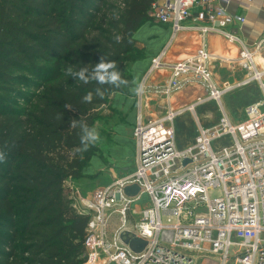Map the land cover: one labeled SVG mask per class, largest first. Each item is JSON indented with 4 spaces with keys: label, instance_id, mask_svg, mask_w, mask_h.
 <instances>
[{
    "label": "built area",
    "instance_id": "built-area-1",
    "mask_svg": "<svg viewBox=\"0 0 264 264\" xmlns=\"http://www.w3.org/2000/svg\"><path fill=\"white\" fill-rule=\"evenodd\" d=\"M224 4L156 0L150 6V22L168 28L171 38L152 59L148 74L166 68V48L177 35L193 33L201 41L215 34L241 44L237 59L226 63L240 67L245 78L223 89L215 86L207 66L219 60L201 45L195 56L174 64L170 78L154 89L164 102L160 117L144 113L139 100L133 169L89 192L69 185L72 209L88 217L84 264H195L193 255H215L221 264H264V39L244 46L232 28H240L245 19L228 13ZM188 77L193 78L184 82ZM195 82L205 87L206 97L179 110L170 108L171 96ZM251 84L260 98L232 123L222 98ZM210 102L219 118L203 126L196 108ZM183 114L194 118L197 132L190 146L178 149L174 122ZM225 138L231 142L213 148ZM129 187L138 192L127 195ZM126 238L145 245L135 252Z\"/></svg>",
    "mask_w": 264,
    "mask_h": 264
},
{
    "label": "trees",
    "instance_id": "trees-1",
    "mask_svg": "<svg viewBox=\"0 0 264 264\" xmlns=\"http://www.w3.org/2000/svg\"><path fill=\"white\" fill-rule=\"evenodd\" d=\"M155 1L0 0V264H84L88 217L72 209L69 185L112 142L113 97L134 96L131 68L145 58L134 35L151 23ZM103 55L127 85L67 74L91 70ZM82 117L100 139L78 152L80 127L69 123Z\"/></svg>",
    "mask_w": 264,
    "mask_h": 264
},
{
    "label": "crops",
    "instance_id": "crops-1",
    "mask_svg": "<svg viewBox=\"0 0 264 264\" xmlns=\"http://www.w3.org/2000/svg\"><path fill=\"white\" fill-rule=\"evenodd\" d=\"M224 5L228 13L243 17L245 19L244 25L240 26V28H232L235 29V35L239 38L240 42L244 46L252 47L255 43L264 39V0H249L248 3L244 2L243 0H225ZM148 24L149 22L143 25L139 29V31H137L134 37L137 42V46H139L141 50L143 49L145 58L142 61L133 64L131 68L132 83L134 88L138 84L142 83L144 85V91L140 95H136L134 93L133 97H124L122 95H115L113 97L115 107L118 106L119 108H121V110L124 111H137L135 115V121L139 110V100L141 103L142 111L144 113L152 114L153 117H160L163 114L164 102L161 99H157L154 89L164 85V83L170 78L172 73L171 67L174 64L183 62L195 56L201 45L204 46L208 54H211V56H215V58L219 60L218 62H215L214 64L212 62L207 66L210 72L211 80L215 86L220 88V86L214 83L215 80L214 78H212L213 75L211 70L213 66H218L220 69L225 68L227 71H230L231 69L235 71L236 69V72H243V74H245V72L241 70V68L237 65L230 66L226 63L228 61H234L237 59L238 52L241 49V44L229 43L222 37L220 38V36H210L211 41H207L206 37L205 40L201 41L200 37L193 33H181L177 35L172 44H170L166 48L164 57L166 68H162L156 73L148 74V66H150L149 63H151L152 59L155 58L164 49V45L167 43V40L169 38V32L160 28L150 29L149 27L152 28V25L150 24L149 26ZM140 31H143V36L145 39L143 37L141 38L138 35ZM161 37L163 38L161 39ZM255 62L257 64H260V58L256 57ZM167 66H169V68ZM192 78L193 77L183 78V80L184 82H186L187 80H190ZM244 78L242 79V81L244 80ZM196 82L194 85H186L183 89L172 95L168 102L170 108H172L173 110H179L196 102L197 99L206 97V91L203 90L201 84H196ZM236 82L237 81H235L234 85L238 84ZM250 86L252 85H249L247 87L250 88ZM225 87L226 86H224V88ZM251 89L258 97L256 99H250L249 102H246V96L241 97V103H245V105H243V108L250 103L258 101L260 98V94L256 86H253ZM150 99L154 100L150 101ZM187 115L188 114H183L179 116L176 119L177 121L175 120L176 122L174 123L180 124L181 122H185L186 124V122L189 120L186 118ZM212 123L214 122L209 121L207 125H210ZM196 132L197 130L185 131V133L182 135H180L179 133H175V139L177 137V143H179L176 144L177 148L184 149L190 146L194 137L196 136Z\"/></svg>",
    "mask_w": 264,
    "mask_h": 264
},
{
    "label": "rangeland",
    "instance_id": "rangeland-1",
    "mask_svg": "<svg viewBox=\"0 0 264 264\" xmlns=\"http://www.w3.org/2000/svg\"><path fill=\"white\" fill-rule=\"evenodd\" d=\"M150 24L152 25V28L149 27ZM148 25L150 29L160 28L169 32V38L167 40V43L169 42L171 38V32L168 28L158 24H154L152 22ZM138 35L141 38H144L143 31H140ZM210 36L218 37V35L215 34H208L207 41H211ZM162 38L163 37H161V39ZM167 43L164 45V47H166ZM138 49H140L139 46ZM142 52L144 53L143 49ZM231 70L227 71L225 68L220 69L218 66H213L211 70L213 75L212 78H214L215 80L214 83L220 86L221 89L224 88V86L234 85L235 81H237L236 83H239L244 78L245 74H243V72H236V69L235 71ZM251 85L252 86H250V88L244 87L237 89L226 94L225 97L222 98V104L224 106L225 112L232 123L234 121L240 120V118L243 117L242 109L245 103H241L240 98L246 96V102H249L250 99H256L258 97L256 96V94H254V91L251 89L255 85ZM203 90L206 91L205 87L203 88ZM110 106L112 107H110V109L117 113L116 116L119 119L117 121L112 122V124H117L114 128V134L111 137L112 142L103 143L101 154L99 156H96L89 163L88 167L83 173V178L75 182L74 184H71L74 189L76 188L78 190L80 189L83 192H89L92 189H95L96 187H101L109 184L114 177H119L123 173L129 172L133 169L135 159V147L132 139V133L134 128L135 115L137 111L121 110V108H119L118 106L115 107V102L113 100L111 101ZM196 115L198 116V120L203 126H207V123H209V121L214 122L219 118L218 108L215 106V104L211 102L203 104L199 108L197 107ZM186 118L189 119L186 124L185 122H181L180 124L174 123V129L176 134L179 133L180 135H182L185 133V131L197 130V124L194 118L190 114H188ZM230 142L231 140L229 138H225L223 140L213 143V148L223 147L229 144ZM176 144H179L177 143V137ZM146 200L147 198L143 197V201ZM193 257L196 260L195 264H221V261L215 255H193ZM229 264H233V262L231 261L229 262Z\"/></svg>",
    "mask_w": 264,
    "mask_h": 264
},
{
    "label": "clouds",
    "instance_id": "clouds-1",
    "mask_svg": "<svg viewBox=\"0 0 264 264\" xmlns=\"http://www.w3.org/2000/svg\"><path fill=\"white\" fill-rule=\"evenodd\" d=\"M117 43L121 42L122 37L120 35L115 36ZM67 74L77 78L79 81L84 84H88L91 81H95L99 85H112L115 88H120L122 85H127L128 81L121 76V72L117 69L116 61L109 60L105 55L101 56L98 63L95 64L91 70L88 67H81L78 71H74L72 68L67 69ZM144 91V85L138 84L133 92L136 95L142 94ZM96 97L103 98L104 91L100 88L95 90ZM94 99L92 91H89L85 96H83V101L85 103H91ZM73 108L71 103H65L64 109L71 111ZM62 115V114H61ZM61 115L57 116V119L61 118ZM70 128L75 129L78 126L80 127V145L81 147L77 148L78 152H85L88 148L100 139L99 132L95 126H89L84 122V118L72 119L69 123ZM5 156L3 153H0V161H3Z\"/></svg>",
    "mask_w": 264,
    "mask_h": 264
},
{
    "label": "water",
    "instance_id": "water-1",
    "mask_svg": "<svg viewBox=\"0 0 264 264\" xmlns=\"http://www.w3.org/2000/svg\"><path fill=\"white\" fill-rule=\"evenodd\" d=\"M138 192V188L137 187H129V188H126L125 189V193L127 195H134ZM125 243L129 245V247L135 251V252H140L144 245H145V242H143L142 240H139V239H132V240H129L128 238L125 239Z\"/></svg>",
    "mask_w": 264,
    "mask_h": 264
},
{
    "label": "bare ground",
    "instance_id": "bare-ground-1",
    "mask_svg": "<svg viewBox=\"0 0 264 264\" xmlns=\"http://www.w3.org/2000/svg\"><path fill=\"white\" fill-rule=\"evenodd\" d=\"M233 60V59H232Z\"/></svg>",
    "mask_w": 264,
    "mask_h": 264
}]
</instances>
